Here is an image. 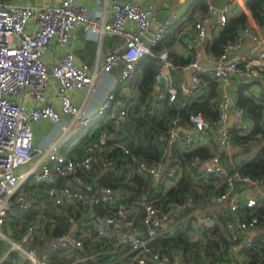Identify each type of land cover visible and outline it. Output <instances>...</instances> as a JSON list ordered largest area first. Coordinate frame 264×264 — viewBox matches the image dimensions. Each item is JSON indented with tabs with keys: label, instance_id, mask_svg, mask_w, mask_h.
<instances>
[{
	"label": "built area",
	"instance_id": "built-area-1",
	"mask_svg": "<svg viewBox=\"0 0 264 264\" xmlns=\"http://www.w3.org/2000/svg\"><path fill=\"white\" fill-rule=\"evenodd\" d=\"M206 15L195 22L196 36L186 40V48L192 57L188 63H176L171 58L170 49L164 46L157 54L158 69L153 88L160 86L157 101L176 99L177 88L172 79V71L192 70V81L196 86L202 84L201 76L212 74L220 94V113L216 120L209 122L201 114L190 117L191 130L197 129L201 135L219 129L212 155L205 161L203 172L224 175L225 181L220 194L214 198L216 203L229 202L231 219L225 224L227 235L232 242H238L242 232H249L264 226V187L258 177L243 175L238 171L229 174L220 165L225 152H234L238 146L230 135L227 121L231 112L238 118L245 119V112L234 103L231 92L232 79L264 78V55H234L229 60L220 59L214 66L201 64L202 45L207 34L210 16L218 10L212 0H206ZM219 11L217 23L225 25L228 19V7ZM110 17L92 15L89 8L80 0H61L58 5L33 7L22 4H0V240L9 242L11 252H24L28 264H48V258L56 251H73L85 244L81 235L74 230L55 238L43 251L32 245L31 241L39 230L37 222H30L18 240H13L14 233L4 231L9 217L16 212L30 208L33 201L26 184H46L47 196L54 205L64 206L69 202L81 209L101 206L100 219L95 226L97 239L102 243L124 245L129 248V264H200L181 258L178 254L163 252L154 248L152 241L157 238L163 222H166L178 209L194 206V199L189 197L183 204H169L166 208L152 202H144V212L138 222L129 203L110 187L96 188L85 174L94 170L97 163L103 170L112 168L115 158L110 155L109 134L106 131L95 135L87 133L84 138L82 153L79 158L66 156L60 147L67 135L74 128L78 132L87 131L92 116L73 102L75 90H83L94 84L96 73H91L86 65L76 62L74 53L66 49L54 64L44 59L45 52L52 42L66 47L70 43L71 33L78 28L85 34L114 35L123 38L119 47L110 50L104 57L102 70L110 72L114 66L122 63L123 68L118 79L120 83L130 80L139 60L153 55L152 48L163 42L169 27L176 16L170 17L155 31L149 42L145 36L156 18L153 5H139L132 1L115 0L110 8ZM244 35L251 34L258 44H264V35L244 28ZM242 35L226 52L239 48ZM54 90V92H53ZM128 100L110 94L101 103L100 112H105L115 124H120L128 116ZM178 118L171 122L168 130V143L184 142L193 145L195 135H181L177 130ZM50 122L59 126L58 138L48 146L35 142V126ZM126 154H132L128 147H123ZM47 156V161L40 165V158ZM137 164L145 172L149 181L155 183L161 176L159 163L150 166L139 160ZM22 166L31 168L23 174L18 172ZM176 171L173 170L172 175ZM62 177L64 181L58 183ZM247 184L251 191L243 196L236 191V183ZM243 208L262 209L260 216L247 217ZM208 228L212 227L209 217L205 219ZM122 224V229H119ZM254 239L247 240L248 249ZM5 258L0 257V264ZM218 264V263H215Z\"/></svg>",
	"mask_w": 264,
	"mask_h": 264
},
{
	"label": "crops",
	"instance_id": "crops-1",
	"mask_svg": "<svg viewBox=\"0 0 264 264\" xmlns=\"http://www.w3.org/2000/svg\"><path fill=\"white\" fill-rule=\"evenodd\" d=\"M113 1L115 0H80V3L85 4L89 8L92 15H100L104 16L105 18H109L111 15L110 8ZM198 1L199 0H156V4L153 5L155 8L156 17L158 16L159 10H165L166 6L169 7V9L172 11L170 17L176 16L175 22L169 27L163 39V43H165L166 46L170 49L171 58L174 61L186 62L192 57L191 53L187 50L185 43L189 37L196 36L197 32L195 28V21L201 16L206 15V12H204L202 9H200L199 7H195ZM60 2L61 0H0V4L14 3L30 5L33 7H40L44 5H58L60 4ZM246 3L247 0H229V3L227 4V6H225L229 8L227 14L228 19L237 17L240 14H245L249 19L247 27L256 34L264 35V24L258 23L251 16ZM145 5L151 4L146 3ZM218 16L219 11H214L210 16V20L207 24V34L202 45L203 54L200 58L201 64L206 66H214L220 59L229 60L234 55H249L253 58H258L264 55V44H258L253 40L251 34L244 35L242 33V30L239 31V35H242V43L239 48L229 50L228 52H226L225 56L218 57L213 55L207 49V44L213 41V39L219 35L224 26L217 23ZM152 34V31H148L147 35L145 36V40L147 42L151 40ZM122 42L123 38L120 36L109 34H104L101 36L95 34H85L83 31L76 28L71 33L70 43L68 44V46L63 47L57 42H52L51 46L44 54L45 61L48 64H54L66 49L71 50L74 53L77 63L86 65L91 73H96L94 84L91 87L83 90H75V92L73 93V102L77 106L86 110L92 116V122L87 131H89L90 128H92L94 131H98L102 127L112 126V130L108 131L109 146L111 150H113L114 147H130L128 145L129 141L125 140V138L127 137V133L125 132L126 130L124 128V125L128 122L129 119L127 120L126 118L124 121L117 125L108 118L107 113L100 112V105L108 97V95L115 94L128 100V116L146 117V112L154 115L158 109L163 107L162 102H159L157 101V99H155L160 90V86H158L153 91V98L150 103L151 109H148L147 105L145 104L142 105L139 109L134 110V105L139 99L140 73H137V70L135 71L133 77L125 83H120L118 81L123 68L122 63L114 66L113 69L108 73L102 70L106 53L110 50L115 49L116 47H119ZM192 74V70L172 71L173 83L177 90L182 92V99H184L182 107H184L187 103H202L206 99L211 100V102L213 103L216 100L220 101L218 86H216V91L218 94L215 93V95H213L215 86L212 85L214 82L212 74H205L200 86H196V84H194V82L192 81ZM242 86L247 87V89L245 90L246 95L255 97L260 101V104L264 105V78L234 77L232 79V86L230 90L234 95L235 104L236 94ZM227 126L230 129L236 127L243 130L244 132H248L252 127V122L249 118H238L233 112H231L227 121ZM130 127L131 133H129V136H131L132 134L135 135V132L138 133V135H135L131 140L133 142V146L134 148H140L141 128L136 129V125H132ZM176 128L183 136L188 135L189 131L191 130L188 125L178 124ZM218 131L219 129L211 130L205 135H201L200 133H198L197 135H195L196 142L193 145H186L181 141L176 142L175 145H178L183 150L189 149L190 147L191 149L205 147L212 154L215 149L216 134L218 133ZM59 133V126H55L50 122L38 124L35 126V142L40 146H48L58 138ZM77 134L78 131H76L74 128L71 130V132H69L65 141L60 147V152L62 154L66 156L68 154L73 158H79L81 156V151L78 150L76 141L71 142ZM161 139L168 141L167 137L162 136ZM173 146L174 144L170 145L168 143L167 153L164 159L159 162L158 167L161 176L155 182L157 185L161 184L162 186L166 185L167 187H171L176 184V180L165 179L166 171L173 161V151L175 149V147ZM262 146L263 145L259 146L255 150V153H257ZM63 152H65L66 154ZM225 154L230 156V162L233 164L235 171L239 170L250 157L249 154L243 153L241 148L239 147L236 151L225 152ZM46 161L47 156L40 158V160L38 161L40 162V164L38 165L36 171L39 170L40 165L45 163ZM224 164H222L220 161V165L224 166ZM30 168L31 167L28 166L23 172L19 173H26ZM100 169L102 173L103 171H108L103 170L102 168ZM100 169H97L96 167L95 170H93L94 172H92V174L89 176L90 180L96 185L99 184L98 176L100 175ZM172 172L173 170L168 174L171 178L175 176L172 175ZM213 177V184L215 186V189L211 193V196L215 192H219L222 190L225 181L224 175H214ZM63 181L64 178L62 177L58 179V183H62ZM239 183V191L243 192V196H248L251 193H254L253 191H251L247 184H241V182ZM97 188H99V186ZM25 189L31 192L33 196L32 206L36 207V209L42 210L41 207H44V204L48 202V200H50L47 196L46 184H26ZM121 194L119 193V195ZM139 201L142 203L148 202L146 201V197L139 198ZM221 205L228 210V201L222 203ZM64 206L72 207L74 210V214H77L78 211L80 214H82L79 223H83V227L75 223L73 225V230L77 231L78 233L80 232L79 234L84 239V241L88 240V244L86 243L82 247L77 248L73 251H56L52 253L48 258V264H87L88 261H96L98 257H104L103 263L101 264H129L130 253L127 246L116 245L113 243L104 245L97 243L99 241L95 234V226L99 222L98 219H100V214L98 213L97 208L93 207L92 211H90L91 207L86 210H81L77 206L70 204L69 202H67V204ZM187 208L176 210V213L173 214L169 220L163 222L159 228L157 238L152 241V243L160 238L165 237L168 234H172L178 228L182 230L189 229V238L192 242L199 243V249L201 250V253H203L207 240L214 238L213 233H210L211 229L208 228L205 219L209 217L212 221V227L214 226L215 221L210 213L216 210L217 205L213 206L212 204H209L206 209H203L201 204H198L190 207L189 211L186 212ZM46 220V215L44 213H41L39 215H35L33 219L25 223L23 216H21L20 213H15L13 214V216L9 217L3 229L4 231L9 233L10 230L15 228V237L13 236L12 239L18 240L24 228L30 222H37L39 230L33 237L31 243L32 245L36 246L39 251H43L54 240L49 236V233L45 229ZM12 221L14 222V226H12ZM122 227V224H120L119 229H122ZM49 239L51 240L49 241ZM249 239L263 242L264 226L257 227L249 232H242L240 240L238 242H231L230 248L227 252V257L232 259L231 264H242V262L245 260V244ZM10 247L11 246L9 242H4V244H2L0 257L5 258L3 264H28L26 263V260L24 258V252H11ZM174 252V254H178L183 259L194 261L191 258L190 254H184L182 248H175Z\"/></svg>",
	"mask_w": 264,
	"mask_h": 264
},
{
	"label": "trees",
	"instance_id": "trees-1",
	"mask_svg": "<svg viewBox=\"0 0 264 264\" xmlns=\"http://www.w3.org/2000/svg\"><path fill=\"white\" fill-rule=\"evenodd\" d=\"M246 4L251 16L258 23L264 24V0H247ZM195 7H199L204 12H207L208 9L206 0H199ZM248 21L249 19L245 14H240L237 17L228 19L219 35L207 44V49L215 56H225L226 48L237 42L239 31H243L244 28H247ZM164 46H166V44L161 42L153 47V55L144 56L137 63L136 70L137 73H140L139 99L134 105V110L139 109L145 104L148 109H151L150 103L153 98L154 79L158 69L157 54ZM190 59L186 62H175L188 63ZM203 78L204 75L201 76V80ZM212 85L215 86L213 90V95H215V93H217L216 86L218 85L216 82H213ZM246 89V86H242L238 90L236 94V105L244 110L245 118L251 120L252 127L248 132H244L236 127L231 128L230 135L235 144L241 148L242 152L249 154L250 157L244 165L236 171L243 175L261 178L264 187V105L260 104V101L255 97L246 95ZM183 102L182 92L178 90L176 99L172 102L164 100L162 102L163 107L158 109L154 115L146 112V117L128 116L129 118L127 117V120H129L124 125L125 132L127 133L125 140L129 141L128 145L130 146L129 149L132 151V154H126L123 148L114 147V149L110 151V155L115 158V164L112 168L102 173L100 165L96 163L94 166V170L96 167L100 169V175L98 176L99 184H94L89 178L94 171L86 173L85 176L96 188L98 186L110 187L120 194L122 193L121 197L129 203L133 211L132 216H134L138 222L144 212L143 204L139 201L141 197H146V201L152 202L163 208H166L171 203L183 204L189 197L194 199V205L201 204L203 209H206L209 204L213 206L217 205L216 210L210 213L215 221L214 226L210 228V233H213L214 238L207 240L203 253H201L199 249V243L192 242L189 238V229L182 230L178 228L172 234H168L153 242L152 246L154 248H162L163 252H168L170 254L175 253V248H182L184 254H190L191 258L200 264H231L232 259L227 257V252L232 241L228 237L225 229V224L231 219V214L229 208L228 210L224 208V206L221 205L222 203L217 204L214 202V198L217 197L222 190L215 192L211 196V193L215 189L213 184L214 174H206L202 170L205 161L212 155L211 152L205 147L198 149H191L190 147V150H183L174 143L173 161L165 175V179L167 180H176V184L171 187L150 182L148 175L140 170L137 164V161L143 160L148 165L153 166L164 159L167 153L168 141L162 140L161 137L168 138V130L172 120L175 118L179 119V125H188L191 127L190 117L193 114H201L203 118L209 122L216 120L219 116L221 100H216L213 103L211 100L206 99L202 103H187L182 107ZM132 125H136V129L141 128L140 148H134L133 142L131 141L138 133L135 132V135L132 134L129 136V133H131L130 126ZM110 130H112V126L102 127L98 131H94L90 128L89 131L78 132L71 142L76 141L78 150L82 153L83 142L87 133L93 132L95 135H98L102 131L108 133ZM261 145L263 146L255 153V150ZM67 156L69 155L67 154ZM230 159V156L223 154L221 163H225L226 165L224 164L223 167H226L228 173L232 174L236 171ZM172 170H175L176 174L171 178L168 174ZM236 190H240L239 182L236 183ZM95 208H97L98 213L101 214L103 208L101 206H95ZM41 209L42 210L36 209V207L31 205L27 210L16 212V214L20 213L26 223L33 219L35 215L44 213L47 219L45 229L53 239L73 230V225L75 223H77V225L79 224V226L83 225V223H79L82 214H80L79 211L77 214H74L72 207L57 206L54 205L52 201L48 200ZM189 209L190 207L187 208L186 212L189 211ZM242 212H244L247 217L253 215L260 216L262 214V209L256 208L250 210L243 208ZM12 226H14L13 221ZM12 230L13 233L14 230L16 232L15 228ZM51 239H49V241ZM86 243L88 244V240L85 241V244ZM97 243L104 245L101 241ZM2 244H4V242L0 240V251L2 249ZM103 260L104 257H98L96 261H88L87 264H101ZM242 264H264V241H253L252 245L246 249V257Z\"/></svg>",
	"mask_w": 264,
	"mask_h": 264
},
{
	"label": "water",
	"instance_id": "water-1",
	"mask_svg": "<svg viewBox=\"0 0 264 264\" xmlns=\"http://www.w3.org/2000/svg\"><path fill=\"white\" fill-rule=\"evenodd\" d=\"M120 1H132L135 2L139 5H145L146 3H149L151 5L156 4V0H120ZM229 3V0H212V4L214 5V7L218 10H222L225 6H227V4ZM165 10H159L158 12V16L155 18V20L152 23L151 28L149 29V31H152V37L156 31V29L163 23H165L169 17L172 14V11L169 9V7H165ZM160 9V7H159ZM147 35V34H146ZM163 84V79L159 82V85L161 86ZM155 99H157V97H155ZM199 133V131L197 129L195 130H190L188 134H192V135H197ZM93 210V207L90 208V211ZM99 222H102L101 219H98Z\"/></svg>",
	"mask_w": 264,
	"mask_h": 264
},
{
	"label": "rangeland",
	"instance_id": "rangeland-1",
	"mask_svg": "<svg viewBox=\"0 0 264 264\" xmlns=\"http://www.w3.org/2000/svg\"><path fill=\"white\" fill-rule=\"evenodd\" d=\"M28 166H22V167H20L19 169H18V172H23L26 168H27ZM11 216H13V215H11ZM10 216V217H11ZM15 237V236H14Z\"/></svg>",
	"mask_w": 264,
	"mask_h": 264
}]
</instances>
